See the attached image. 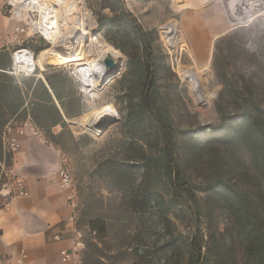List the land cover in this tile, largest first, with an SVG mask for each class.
Here are the masks:
<instances>
[{"label": "rangeland", "instance_id": "374dc122", "mask_svg": "<svg viewBox=\"0 0 264 264\" xmlns=\"http://www.w3.org/2000/svg\"><path fill=\"white\" fill-rule=\"evenodd\" d=\"M231 1L184 0L185 7L174 8L169 0H124L126 7L150 33L159 99L180 134L220 122L216 99L224 81L240 91L251 87L255 100L264 108V12L254 10V16L248 13L244 16L246 20L239 22L232 16ZM83 2L87 12L85 29H90L99 43L107 42L121 54V69L101 90L88 91L84 86L88 96H94L89 112L94 111L86 119L105 109L110 115L108 120L115 121L102 133L71 124L72 131H66L59 140L64 151L63 166L71 173L75 184L76 258L81 264H175L178 257L186 256L190 237L198 223L182 198H171L168 176L157 160L163 150L157 145L154 134L148 129L142 137L125 122L128 93H140V80H135L137 70L132 64L141 55V48L129 43L124 50L116 48L98 22L100 16L113 15V12L102 6V0ZM188 21L194 25H189ZM172 24H176L179 38L175 45L164 32ZM183 29L194 40L197 38V42L207 43L208 51L190 53L184 50L192 47L194 40L183 38ZM27 34L30 37L24 39L22 45L35 51L38 64L40 52L51 48L53 43L43 35H32L30 30ZM114 34H111L113 38ZM205 37L208 40H203ZM87 43L86 40L77 45L72 43V47L61 49V55L81 52L88 47ZM93 43H96L94 39ZM90 53L91 58L95 57L96 48L92 47ZM75 65L61 66H71L74 70ZM185 67L197 71L201 87L208 92L204 100L196 99L191 84L182 77L180 69ZM238 101V97L225 101L227 114L236 113ZM180 142L179 166L192 182L204 183L213 174L210 163L213 154L205 150L196 157L185 143L187 140L181 137ZM219 152L227 157L231 151L222 145ZM11 156L6 159L9 167ZM245 170L240 164L236 168L238 173ZM10 182L0 165V206L10 197ZM156 195L163 197L159 201L161 204L154 200ZM199 198L203 209L206 196L199 193ZM220 215L216 212L214 224L223 231L228 220ZM201 221L202 230H206L205 219ZM168 247H174L176 253L172 254Z\"/></svg>", "mask_w": 264, "mask_h": 264}, {"label": "trees", "instance_id": "16d2710c", "mask_svg": "<svg viewBox=\"0 0 264 264\" xmlns=\"http://www.w3.org/2000/svg\"><path fill=\"white\" fill-rule=\"evenodd\" d=\"M102 6L113 12V15H102L98 19L108 40L122 50L126 43L141 48V55L131 63L137 70L134 78L140 80V93H128L125 122L142 137L148 129L154 134L157 145L163 150L157 160L168 176L171 198H182L198 223L190 237L186 256L178 257L175 264H264V108L255 100L251 87L240 91L224 81L216 99L220 122L178 133L159 99L150 33L126 7L124 0H102ZM16 82L15 76L0 71L2 160L3 129L20 114ZM233 97L240 101L236 113L230 115L224 104ZM181 137L187 140L185 143L196 157L205 150L213 154L210 161L213 174L204 183L192 182L179 166ZM222 145L231 151L227 157L219 152ZM239 164L245 166L244 173L236 172ZM199 193L206 196L203 209ZM162 198L156 195L154 200L159 202ZM216 212L228 220L223 231L214 224ZM202 217L206 230L201 228ZM169 250L176 253L174 247Z\"/></svg>", "mask_w": 264, "mask_h": 264}, {"label": "crops", "instance_id": "0c3cea01", "mask_svg": "<svg viewBox=\"0 0 264 264\" xmlns=\"http://www.w3.org/2000/svg\"><path fill=\"white\" fill-rule=\"evenodd\" d=\"M3 1L0 71L5 72L12 67V53L22 42L12 39L18 21L2 15ZM47 57L44 67L35 65L37 76L15 77L20 100L18 119L29 125L20 136L21 148L11 156L10 169L23 179L27 194H12L5 201L8 204L0 206V264H81L75 253V210L66 203L71 191L59 182L64 157L59 140L71 130V124L92 114L94 110H89L94 96L82 92L70 66L54 65L52 56ZM33 126L43 131L47 143L34 136ZM56 235L61 239H55ZM63 250L70 254L67 260L63 259Z\"/></svg>", "mask_w": 264, "mask_h": 264}, {"label": "bare ground", "instance_id": "6f19581e", "mask_svg": "<svg viewBox=\"0 0 264 264\" xmlns=\"http://www.w3.org/2000/svg\"><path fill=\"white\" fill-rule=\"evenodd\" d=\"M23 1L24 4L19 6L20 9L23 7H30V4H32L33 6L36 5V7L41 11V19L34 23L33 29L38 33H41V35L53 43L51 48L46 49L40 54V56L38 55V63L42 67H44L43 59L47 57V54L52 56L51 63L54 65L76 63L74 67L75 74L81 79L83 85L86 86L88 91L101 90L108 83V81H111L115 77H113L111 72L106 68L105 58L108 53H112L117 59H120L121 54L116 51L109 43H99L96 35L91 33L90 29H85L84 20L87 17V12L83 0H42L45 3L44 6H42L40 0ZM169 1H171L170 4L174 8H183L186 4L184 0ZM19 2L20 1H18V3ZM192 4L195 5L196 3ZM262 7H264V0H232L230 2L232 16L237 18L239 22H244L246 20H244V16L248 13L251 14L252 17L254 10L258 9V13L262 14V12H264V10H260ZM186 16H189V14L185 15V18ZM193 18L197 19L196 15H193ZM255 19L256 18H254V20ZM197 22L200 24V20ZM190 23L191 25L193 24L192 22H189V25ZM184 25L186 26L187 24ZM188 30L190 29L188 28ZM164 32L167 34L169 41L173 45L178 43L179 38L176 34V24H172L171 26L168 25ZM187 32V30L183 29L182 37L185 39L187 38L194 40L193 37L188 35ZM93 39L96 43H93ZM81 40L84 42L86 40L88 42L87 48H82L81 52H70L67 56L61 55L62 48L68 49L72 47V43L77 45V43H79ZM196 40L197 38H195L194 45L192 47L189 46L183 49H186V51L190 53L195 51L202 53L207 52V43L203 44L202 42L200 43ZM204 40L208 39L205 37ZM92 47H94V49L96 48L97 50L96 56L93 58H91L92 56L90 53V49ZM32 57L33 52H31L32 61L31 59L29 60L31 61L30 64L35 66V58L37 56L33 58ZM28 65L24 62L17 66V68L18 70H21V68H26ZM180 72L182 77L188 80L191 84L192 91L197 97L196 99H200V101L204 100L206 95H208V92H204V89L201 87L198 80L199 75L197 74V71L194 68L185 67L180 69ZM109 118V113H107L105 109H100L88 119L82 120L80 123L76 122L75 125L77 128L82 127L93 132L101 133L102 129L104 128L102 122L108 120ZM111 121H113V119Z\"/></svg>", "mask_w": 264, "mask_h": 264}, {"label": "built area", "instance_id": "2783aa9c", "mask_svg": "<svg viewBox=\"0 0 264 264\" xmlns=\"http://www.w3.org/2000/svg\"><path fill=\"white\" fill-rule=\"evenodd\" d=\"M18 1H20L18 3ZM42 6L45 3L40 0ZM23 0H4L2 3L1 12L3 16L10 17L16 19L18 22H22L15 27L14 32L12 33V39L16 42H22V36L28 35V31H31L32 35H41L33 29L34 23L41 19V11L32 4L30 7L19 8V6L23 5ZM30 35L26 36L25 39H28ZM5 47H8L7 45ZM31 52H33V57L36 56L35 51L28 45H20L17 47L12 53V67L8 70H4L17 77L18 79L23 76H37L38 68L33 64H30ZM32 57V58H33ZM31 59V61L29 60ZM29 64L26 68H21L18 70L17 66L22 63ZM32 66V67H30ZM71 67V66H70ZM72 68V67H71ZM74 77L76 81L79 83L82 92L85 95H88L89 92L85 91V87L81 81V79L75 74V71L72 69ZM29 124L27 122L21 123L18 119V114H16L4 127L2 139H3V152H4V160L1 163L2 173L5 174L6 178H8L11 182L12 188L8 192L10 196L13 195H24L27 194V190L25 189L23 179L14 174L7 164V156L13 154L15 151L21 148V139L20 136L26 133V128ZM33 134L34 136L43 143H47L48 140L44 135L43 131L37 126H33ZM59 182L62 187L71 191L67 198V204L74 206V198H75V184L74 179L71 173L63 166L59 171ZM5 205L8 202H4ZM73 220V217H72ZM55 239H61L60 235H56ZM62 256L64 260H67L70 257V254L63 250Z\"/></svg>", "mask_w": 264, "mask_h": 264}, {"label": "water", "instance_id": "95a60500", "mask_svg": "<svg viewBox=\"0 0 264 264\" xmlns=\"http://www.w3.org/2000/svg\"><path fill=\"white\" fill-rule=\"evenodd\" d=\"M105 64H106V68L111 72L113 77L118 75L121 69L120 59H117L112 53H108L105 58ZM114 121H109V120L103 121L102 124L104 128L102 129V132H104Z\"/></svg>", "mask_w": 264, "mask_h": 264}]
</instances>
